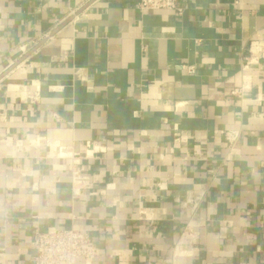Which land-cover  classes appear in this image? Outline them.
I'll use <instances>...</instances> for the list:
<instances>
[{"label": "crops", "instance_id": "1", "mask_svg": "<svg viewBox=\"0 0 264 264\" xmlns=\"http://www.w3.org/2000/svg\"><path fill=\"white\" fill-rule=\"evenodd\" d=\"M177 6L0 0V264H264V0Z\"/></svg>", "mask_w": 264, "mask_h": 264}, {"label": "built area", "instance_id": "2", "mask_svg": "<svg viewBox=\"0 0 264 264\" xmlns=\"http://www.w3.org/2000/svg\"><path fill=\"white\" fill-rule=\"evenodd\" d=\"M136 7L139 11L166 9L176 13L181 12L177 6V0H136ZM252 45L249 47L248 55L245 58V68L253 64L255 58ZM188 72H193V66H187ZM32 101L33 95L28 96ZM225 140L231 144L236 134L233 131L224 132ZM77 168H72V182L79 184L83 181ZM189 202H185L186 206ZM197 203H193L194 208ZM31 264H91L97 255V249L92 244L88 233L84 230L64 228L51 231H40L36 229L31 238Z\"/></svg>", "mask_w": 264, "mask_h": 264}, {"label": "bare ground", "instance_id": "3", "mask_svg": "<svg viewBox=\"0 0 264 264\" xmlns=\"http://www.w3.org/2000/svg\"><path fill=\"white\" fill-rule=\"evenodd\" d=\"M89 145V144H88ZM102 149V148H101ZM101 149H99V148H94V149H90L89 148V146H87L86 148H85V150H84V154L85 155H87V156H90V155H92L93 154V150L95 151V150H101Z\"/></svg>", "mask_w": 264, "mask_h": 264}]
</instances>
